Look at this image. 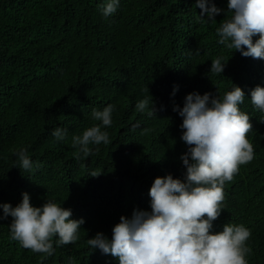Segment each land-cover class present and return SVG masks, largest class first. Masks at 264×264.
Wrapping results in <instances>:
<instances>
[{
    "label": "trees",
    "instance_id": "obj_1",
    "mask_svg": "<svg viewBox=\"0 0 264 264\" xmlns=\"http://www.w3.org/2000/svg\"><path fill=\"white\" fill-rule=\"evenodd\" d=\"M102 2L0 0V204L15 207L27 192L33 206L51 199L85 221L77 242L46 257L10 238L12 217L0 220V264H118L87 240L97 233L111 239L121 216L150 211L157 177L184 178L180 157L189 146L173 107L183 108L190 93L222 96L234 85L246 94L240 108L253 125L254 158L225 183L213 231L243 224L251 231L248 264H264V113L250 100L252 89L264 87V59L220 45L216 30L231 13L198 22L195 0H120L108 19ZM212 2L227 10L228 0ZM218 57L228 61L224 73H210ZM145 98L155 115L137 111ZM109 104L111 143L77 159L72 137L99 123L91 112ZM57 126L68 129L65 142L52 136ZM21 148L34 163L30 172L17 167Z\"/></svg>",
    "mask_w": 264,
    "mask_h": 264
},
{
    "label": "clouds",
    "instance_id": "obj_2",
    "mask_svg": "<svg viewBox=\"0 0 264 264\" xmlns=\"http://www.w3.org/2000/svg\"><path fill=\"white\" fill-rule=\"evenodd\" d=\"M194 6L201 10L198 22H214L222 12L231 13L216 30L218 43L244 57L264 59V0H228L227 10L217 7L212 0H195ZM119 7L120 0H103L99 10L108 19ZM227 63L224 57L213 59L210 73L223 74ZM245 97L244 90L234 85L222 96L193 92L185 97L183 108L175 105L173 111L183 118L181 140L189 146L180 157L186 167L184 178H174L172 174L157 177L149 191L151 210L136 209L130 218L121 216L112 229L111 239L97 233L87 240L90 248L110 254L118 264H248L247 257L252 252L247 244L251 237L249 228L227 223L222 231H213L214 221L224 210L225 183L232 181L241 165L254 158L248 139L253 125L250 116L240 108ZM250 97L252 105L264 113V87L252 89ZM153 105L145 98L137 102L136 109L152 116ZM114 111L112 104L103 110L93 109L91 118L99 123L72 137V146L79 153L77 159L93 155L101 144L111 143L104 129L111 127ZM52 136L57 142H65L68 129L57 126ZM15 156L17 167L23 172L34 168L27 148H21ZM0 208V220L12 217L10 238L46 257H51L56 248L77 242L85 223L83 218L71 219L72 209L51 199L41 207L33 206L27 192L15 207L4 203ZM69 264L74 261L70 259Z\"/></svg>",
    "mask_w": 264,
    "mask_h": 264
}]
</instances>
